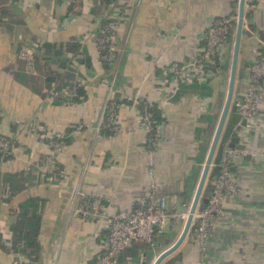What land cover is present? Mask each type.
Listing matches in <instances>:
<instances>
[{
	"label": "crops",
	"instance_id": "obj_1",
	"mask_svg": "<svg viewBox=\"0 0 264 264\" xmlns=\"http://www.w3.org/2000/svg\"><path fill=\"white\" fill-rule=\"evenodd\" d=\"M237 2L0 0V136L11 145L0 159V264H91L102 253L105 221L151 189L168 205L188 210L226 94L233 28L224 64L203 83L179 84L171 93L163 69L195 57L205 25L235 18ZM105 19L118 23L107 66L94 42ZM260 44L264 0H244L231 103L243 90L246 66L264 54ZM23 48L32 54L33 73L20 58ZM69 88H75V101L46 96ZM262 89L251 129L237 126L232 133L237 143L231 148L244 151L231 167L237 193L222 200L203 248L187 233L165 258H174L171 264H264V84ZM108 96L118 103L115 133L102 126ZM138 100L158 107L150 119L157 146L136 124ZM228 118L227 111L217 143ZM50 133L62 139L63 150L47 167ZM213 176L201 197L207 198ZM93 196L99 198L95 210L89 206ZM27 201L39 217L38 250L29 256L11 244V228ZM178 234L156 236L151 246L135 243L118 264H152Z\"/></svg>",
	"mask_w": 264,
	"mask_h": 264
},
{
	"label": "built area",
	"instance_id": "obj_2",
	"mask_svg": "<svg viewBox=\"0 0 264 264\" xmlns=\"http://www.w3.org/2000/svg\"><path fill=\"white\" fill-rule=\"evenodd\" d=\"M98 27L94 38L98 58L101 63L109 64L113 58L111 40L117 28V21L105 19ZM235 18L223 17L209 21L199 36L200 46L195 57L190 61L180 64H169L163 69L164 76L169 78L171 93H174L178 85H187L192 82L203 83L211 74V69L224 62V50L227 40L231 35ZM264 49V45L260 44ZM20 58L25 63V70L33 73L32 54L22 49ZM243 90L234 102L236 112L243 125L244 130H250L253 119L258 112L263 95L264 84V54L255 58L246 66L243 76ZM49 99L69 101L75 96V88L58 92L50 90L46 92ZM65 102V101H64ZM138 115L136 124L146 134V140L151 145L159 143V133L156 127L151 125L149 112L155 107L153 103L146 100L137 101ZM118 103L113 97L108 96L103 108L102 126L108 133H115L118 129L117 112ZM59 136L55 134L45 135V145L48 153L44 155V164L52 167L54 157L62 152L63 146L58 141ZM10 142L0 136V159L10 154ZM244 154L238 148L224 147L218 162V171L210 180V192L206 203L197 208L192 216L188 233L202 248L209 237L214 219L219 214L220 204L224 197L237 193L238 187L235 182L231 167L235 159ZM46 167V168H47ZM77 194V193H76ZM83 198L82 194H79ZM99 198L93 196L89 206L95 210L98 208ZM187 210H177L175 205L167 204L164 196H158L151 189L144 198H139L136 203L128 209L117 210L105 221V239L102 253L95 258L91 264H118V258L122 251L130 248L135 243L152 245L154 237L164 233L180 232ZM167 225L165 228L164 226ZM179 225V226H178ZM179 227V230H178ZM14 264H28L27 262H16Z\"/></svg>",
	"mask_w": 264,
	"mask_h": 264
},
{
	"label": "water",
	"instance_id": "obj_3",
	"mask_svg": "<svg viewBox=\"0 0 264 264\" xmlns=\"http://www.w3.org/2000/svg\"><path fill=\"white\" fill-rule=\"evenodd\" d=\"M243 2L244 0H238L237 2V8H236V16H235V22L233 27V41H232V52H231V59H230V65H229V71H228V79H227V89L226 94L223 102L222 109L220 111L219 119L212 137V140L210 142L208 152L206 154V158L204 160L201 172L199 174L195 190L192 196V199L190 201L188 210H187V216L184 220V223L181 227V230L175 239V241L168 246L166 249L162 250L153 260L152 264H171L173 261H175L174 258L172 260H165L166 257H168L170 254H172L179 244L182 242V240L185 238L189 231V227L191 224L192 216L195 212V210L200 206L204 205L207 201V198L201 197V190L203 187V184L207 177L213 176L218 171V162L222 153V150L224 148V141L229 142V148H231L232 143H237L236 138L232 137V133L237 126L243 125V120H240L239 115L236 112V108L234 106V102L231 103V94H232V86H233V80H234V74H235V66H236V58H237V51H238V44H239V38L241 34V27H242V20H243ZM229 113V118L222 130L220 140L218 141L220 130L222 128V123L225 118L226 113ZM141 264H145L144 262H141Z\"/></svg>",
	"mask_w": 264,
	"mask_h": 264
},
{
	"label": "trees",
	"instance_id": "obj_4",
	"mask_svg": "<svg viewBox=\"0 0 264 264\" xmlns=\"http://www.w3.org/2000/svg\"><path fill=\"white\" fill-rule=\"evenodd\" d=\"M97 5H105L110 0H96ZM105 21L103 20L102 23ZM229 41V39H228ZM104 66L107 64L102 63ZM72 100V99H71ZM72 101H75L73 99ZM155 106V105H154ZM158 109H153L149 112V119H153L157 116ZM62 143V139L58 140ZM7 156V155H6ZM201 159V158H200ZM200 161V160H198ZM208 180L210 177L207 178ZM31 202V201H30ZM28 201L25 205L20 206V212L18 214V220L12 226L11 230L13 233V240L11 242L13 250L20 251V253L29 255H35L38 250V243L36 241V236L39 229V217L36 214V210L33 208L31 210L27 209Z\"/></svg>",
	"mask_w": 264,
	"mask_h": 264
},
{
	"label": "rangeland",
	"instance_id": "obj_5",
	"mask_svg": "<svg viewBox=\"0 0 264 264\" xmlns=\"http://www.w3.org/2000/svg\"><path fill=\"white\" fill-rule=\"evenodd\" d=\"M223 64H224V62H223ZM223 64H222V65H223ZM206 182H207V180H206ZM177 210H178V208H177Z\"/></svg>",
	"mask_w": 264,
	"mask_h": 264
}]
</instances>
